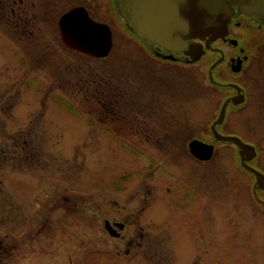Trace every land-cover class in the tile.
I'll use <instances>...</instances> for the list:
<instances>
[{"label":"rangeland","instance_id":"1","mask_svg":"<svg viewBox=\"0 0 264 264\" xmlns=\"http://www.w3.org/2000/svg\"><path fill=\"white\" fill-rule=\"evenodd\" d=\"M46 1L27 0L28 18L0 14V109L9 115L16 108L14 150L29 159L27 170L1 169L0 212L10 210L4 200L11 197L16 234L31 226L33 254L23 264H157V236L161 264H264V209L236 147L216 145L205 165L179 148L193 137L212 140L227 93L207 82L208 67L157 64L112 0ZM78 5L110 26L109 57L79 55L63 43L57 22ZM20 16L27 32L16 26ZM19 49L27 67L18 66ZM256 67L258 83L244 78L253 92L263 89L264 54ZM249 112H231L220 131L256 141L262 168L264 118L254 121ZM106 220L130 223L113 238ZM9 228L3 223V236Z\"/></svg>","mask_w":264,"mask_h":264},{"label":"flooded vegetation","instance_id":"2","mask_svg":"<svg viewBox=\"0 0 264 264\" xmlns=\"http://www.w3.org/2000/svg\"><path fill=\"white\" fill-rule=\"evenodd\" d=\"M26 1L27 0H0V14H12L13 16L17 17L16 14L19 13V14H24L25 17L28 18L29 17L28 15L31 13V11L29 12V10H27L28 8H30V6L25 4ZM47 2L50 5L53 3V0L52 1L47 0L46 3ZM34 4H35V0H33V3L30 5L33 6ZM79 6H83V5H78L75 6L74 8ZM83 7L86 8V6ZM32 10H34L33 7ZM66 12H63L62 15H64ZM25 17L23 16V18H21L20 16L19 20L16 18L15 23L16 26H20V27L22 26L21 29L27 32L26 29L27 27H25L24 25L26 23H29V21ZM57 23L59 29V20ZM186 44L187 46L182 53L173 54L176 57L175 61L166 59L165 57L170 56L172 53L168 52L167 50L161 47H157V58L154 56L152 57L155 60H157V64L162 66L166 65L165 67L180 66L182 68L184 67L192 68L200 65L207 66L208 67L207 82L215 90L220 91L222 93H227V96L222 100L220 108L224 105L225 102L230 101L227 106L226 117L223 126H227V121L229 120V116L231 115V112H234L238 116L239 115L241 116L242 114H245V116H247L246 114L250 111L249 112L250 115L248 116H250L254 121L259 120L260 122L263 123L264 83L262 90L259 91L256 90L255 92H253V90H255L253 89L254 85L249 86V84L245 81L244 78L248 74L252 82L258 83V77H259L257 75L258 71L254 72V69L257 68L256 67L257 61L261 60V57L264 54V20L251 19L250 17L237 12L233 17L232 23L230 24L229 35L225 39H219L213 43H210L209 48H206L207 42H203L198 39L189 41ZM199 44H202L204 46L205 53L198 62H192L191 58L187 55V52L190 51V45H199ZM195 47L199 48L200 46H195ZM21 53L22 51L20 49L19 51L16 52V54L20 58V61L22 62V64L18 66L22 68L27 67V64L29 63L28 58H24L23 56H21ZM38 61L43 62V60H38ZM251 68H253V73H249V70ZM29 84L30 82H28L27 86H30ZM233 99L237 101L233 103L232 102ZM3 105H7V104H3ZM8 111L10 112L9 114L10 116L7 113L6 114L2 113V109H0V134L1 132L2 134L3 133L6 134L5 143L3 144H8L7 146H3L4 150L1 151L2 140H0V171L5 166L6 163H7L6 167L9 168L15 167V169L22 168L23 166L25 167V165L27 166V164H29V159L27 160L26 157L25 159H22L21 158L22 154L17 153L14 150V148H16L15 143L17 142L18 139L17 137L18 129L16 125L17 113H16V108L15 109L10 108L8 109ZM4 118L5 119L8 118L10 122L9 130H7L6 121L3 120ZM241 121L242 119H238L239 124ZM158 126L161 127L162 125L158 124ZM223 134L237 136L240 139H242L245 143L254 146L257 150V157L251 163H249V165H251L252 167H254L255 169H257L258 171L264 174V167L261 168L258 166L261 150L256 141L244 140L245 137H243V135L240 132L237 133L226 132ZM158 137L160 139L161 134H159ZM195 138L196 137H193L190 140H183L184 146L181 145L180 143L179 148L180 149L183 148V150L185 151L183 154L188 155L192 159V161L200 163L202 165L208 164L210 161L202 162L192 156L189 150V144ZM203 141L206 143H211V141H213V138L211 141H205V140ZM25 142H27V140H25ZM170 142H174V141H170ZM236 158H237L236 159L237 163H239L240 159L238 157V152H236ZM25 168L27 170V167ZM245 172L248 173L250 177H252V182L249 185L251 195L255 197V201L260 205V208L264 209V206L262 205V202H264L262 201L264 200V190L256 186V177L253 174L247 171ZM1 181L2 180L0 177V186L2 184ZM183 187L185 188V193L186 196L188 197L189 193H192V190L191 188L187 189L185 186ZM1 191L2 190L0 189V196H2ZM6 199H10V200H6ZM0 202H2L1 198H0ZM4 203L6 206L7 205L10 206V210L9 211L4 210L3 214L2 211L0 212V264H23V261H25L26 259L31 260L32 258L33 231L31 229V226L26 224L22 229H20L19 234H16L15 232L16 218H17L16 200H14L13 198L11 199V197H6ZM195 203L196 202H194L193 204ZM5 222H9L10 224V228L8 229L9 236L2 235V225L3 223L5 224ZM129 223L130 222H125V224L119 222H111V224L114 226L115 229L114 233L119 235L117 238L122 237V233L126 230L127 225ZM118 224H123L124 229L120 230ZM143 237L144 236L142 235V238ZM204 247H207L205 245V242H203V248ZM162 248H163V240L161 236H157V264L162 263Z\"/></svg>","mask_w":264,"mask_h":264},{"label":"water","instance_id":"3","mask_svg":"<svg viewBox=\"0 0 264 264\" xmlns=\"http://www.w3.org/2000/svg\"><path fill=\"white\" fill-rule=\"evenodd\" d=\"M115 12L129 33L137 38L157 58V47L172 53L166 59L175 61L173 54L182 53L187 42L200 40L210 47L219 39L229 35V27L234 15L239 12L251 19L264 20V0H112ZM61 39L73 52L94 59L109 57L113 49V34L109 25L94 21L83 6L76 7L59 19ZM195 46H200L195 47ZM204 46L190 45L187 55L192 62H198ZM237 100H232L236 102ZM219 110L217 120L212 124L211 143L195 138L189 144L193 157L209 162L215 156V146L233 144L237 147L241 168L256 177V186L264 190V174L251 165L257 157L254 146L244 143L233 135L219 132L223 126L227 106ZM241 163V164H240ZM264 206V202H262ZM111 230V224L105 223ZM123 229V226H120ZM112 236L115 235L112 230Z\"/></svg>","mask_w":264,"mask_h":264},{"label":"trees","instance_id":"4","mask_svg":"<svg viewBox=\"0 0 264 264\" xmlns=\"http://www.w3.org/2000/svg\"><path fill=\"white\" fill-rule=\"evenodd\" d=\"M79 114V113H78Z\"/></svg>","mask_w":264,"mask_h":264}]
</instances>
